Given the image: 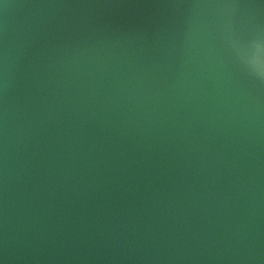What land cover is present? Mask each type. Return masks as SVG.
<instances>
[{
    "label": "water",
    "instance_id": "95a60500",
    "mask_svg": "<svg viewBox=\"0 0 264 264\" xmlns=\"http://www.w3.org/2000/svg\"><path fill=\"white\" fill-rule=\"evenodd\" d=\"M0 63V264H264V0H0Z\"/></svg>",
    "mask_w": 264,
    "mask_h": 264
},
{
    "label": "bare ground",
    "instance_id": "6f19581e",
    "mask_svg": "<svg viewBox=\"0 0 264 264\" xmlns=\"http://www.w3.org/2000/svg\"><path fill=\"white\" fill-rule=\"evenodd\" d=\"M45 7H48V6H46V5H41L40 7H39V12H41ZM50 8V7H49ZM50 10H52V8H50ZM2 11V13H5L6 11H4V10H1ZM257 12V8H256V6L254 5V14ZM254 57H256V58H260V53L259 52H257L255 55H254ZM0 65H1V63H0ZM1 75H2V72L0 71V82H1Z\"/></svg>",
    "mask_w": 264,
    "mask_h": 264
}]
</instances>
